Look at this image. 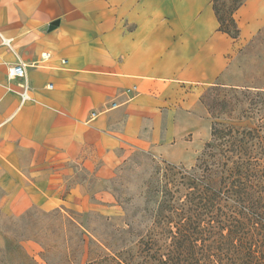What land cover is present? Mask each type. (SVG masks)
Segmentation results:
<instances>
[{"label": "crops", "instance_id": "obj_1", "mask_svg": "<svg viewBox=\"0 0 264 264\" xmlns=\"http://www.w3.org/2000/svg\"><path fill=\"white\" fill-rule=\"evenodd\" d=\"M234 19L238 40L219 30L213 0H0L8 214L84 196L81 183L65 192L69 164L107 179L136 152L171 160L174 139L192 130L178 132V115L192 122L203 111L201 90L264 28V0H247ZM19 63L31 89L25 104L20 81L8 79Z\"/></svg>", "mask_w": 264, "mask_h": 264}, {"label": "rangeland", "instance_id": "obj_2", "mask_svg": "<svg viewBox=\"0 0 264 264\" xmlns=\"http://www.w3.org/2000/svg\"><path fill=\"white\" fill-rule=\"evenodd\" d=\"M232 8V0L220 2L224 15ZM218 84L219 88H213L214 85L201 90L200 104L203 111H194L192 122L189 116L178 115V132L192 130L186 132L184 137L174 139L176 146L171 150V160L136 152L118 165L107 179L89 173L78 165L69 164L68 169L73 174L65 183V192L81 183L84 196L79 192L73 196L74 199L59 204L54 210L34 205L19 216L8 214L6 207L9 203L4 201L6 195L0 189V250L5 248L8 241L13 243L20 240L25 251L44 264L40 257V245L26 240L31 237L44 245L50 243L55 246L57 251L50 258L60 262L61 241L55 237L54 227L48 229L50 219L42 215V212L51 213L55 210L82 217L80 221L84 222L92 235L106 239L111 245H120L121 242L114 241L112 237L116 231L147 234L161 222L160 219L163 221V216L170 217L177 207L175 199L179 191L176 192V186L183 191V185L192 183L194 176L201 180L204 176L210 177L211 180L220 181L219 188H224L232 182L226 181L229 173H224L234 167L231 161L239 162L241 176L238 177L243 179L264 171V28L238 51ZM214 125L217 128L233 127L234 135H242L240 141L243 143L236 144L242 148L221 141L215 144L217 148L206 150L212 143ZM222 149H226L228 158L222 156ZM232 149L235 152H229ZM210 153L215 157L206 156ZM161 202L165 212L159 217ZM191 208L189 214L194 215L197 203L192 204ZM222 216L217 208L201 214L202 219L215 221H222ZM18 262L10 254H0V264Z\"/></svg>", "mask_w": 264, "mask_h": 264}, {"label": "trees", "instance_id": "obj_3", "mask_svg": "<svg viewBox=\"0 0 264 264\" xmlns=\"http://www.w3.org/2000/svg\"><path fill=\"white\" fill-rule=\"evenodd\" d=\"M222 1L213 0L219 30L237 39L240 31L233 15L246 0H232L233 8L226 15L220 9ZM213 88H219V84ZM234 130L233 127L217 128L214 125L212 143L206 150L214 149L215 144L221 141L241 149L236 144L243 143L240 141L242 135H234ZM221 151L222 156L228 158L226 149ZM206 156L215 157L211 153ZM231 162L234 167L224 171L229 173L226 181H232L231 184L219 188L220 181L205 176L201 180L194 176L192 183L183 185V191L176 186V192L179 191L175 199L177 207L170 217L163 216L165 211L161 202L159 217L163 216V221L160 219L161 222L147 234L116 231L112 237L114 241H120V245H111L106 239L92 235L80 221L82 217L77 218L62 210L42 212L50 219L48 229L54 227L53 233L61 241L60 262L50 258L57 251L55 246L50 243L44 245L31 237L26 240L40 245L44 264H264V171L243 179L238 177L241 170L239 162ZM195 203V214L190 215L191 206ZM216 208L223 215L222 221L202 219L203 211ZM159 224L164 226L159 227ZM0 254L16 257L18 264H40L25 251L20 240L8 241Z\"/></svg>", "mask_w": 264, "mask_h": 264}, {"label": "built area", "instance_id": "obj_4", "mask_svg": "<svg viewBox=\"0 0 264 264\" xmlns=\"http://www.w3.org/2000/svg\"><path fill=\"white\" fill-rule=\"evenodd\" d=\"M6 45L8 44L7 41L4 42ZM50 58L49 54H46L43 56L44 60H47ZM65 64V62H64ZM8 79L10 81L19 80L20 83L18 84V87L20 89L19 96L22 104L28 103L31 100L30 96V86L29 82L27 80V74H26V66L23 63H19L16 65H11L8 67ZM49 89H52V85L49 86Z\"/></svg>", "mask_w": 264, "mask_h": 264}]
</instances>
